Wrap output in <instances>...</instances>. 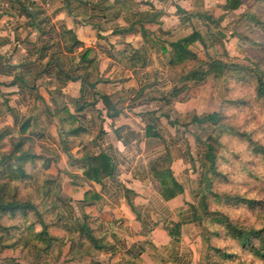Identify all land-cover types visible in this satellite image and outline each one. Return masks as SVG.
<instances>
[{
	"label": "crops",
	"instance_id": "crops-1",
	"mask_svg": "<svg viewBox=\"0 0 264 264\" xmlns=\"http://www.w3.org/2000/svg\"><path fill=\"white\" fill-rule=\"evenodd\" d=\"M222 3L0 0V185L31 188L51 178L55 213L73 229L72 235L52 230L65 243L44 259L194 264L200 231L187 193L191 143L177 131H187L193 114L217 112L214 79L174 81L178 67L170 65L169 44L195 32L200 40L190 50L200 60L219 59L213 50L226 43L215 41L192 14L233 17ZM209 106L214 112H207ZM17 143L22 145L14 153ZM166 153L182 188L171 199L149 169ZM99 155L108 158L112 175L88 180L87 160ZM23 172L31 181L23 180ZM85 217L90 240L74 235ZM0 264L27 263L10 248L0 250Z\"/></svg>",
	"mask_w": 264,
	"mask_h": 264
},
{
	"label": "rangeland",
	"instance_id": "rangeland-1",
	"mask_svg": "<svg viewBox=\"0 0 264 264\" xmlns=\"http://www.w3.org/2000/svg\"><path fill=\"white\" fill-rule=\"evenodd\" d=\"M240 1L234 16L214 28L221 35L219 41L226 45L217 42L213 53L222 62L251 72L258 69L264 76V0ZM247 76L243 70L238 75L229 71L211 81L212 108L220 116L217 124L202 129L191 125L187 131H177L182 139L190 138L188 202L204 222L203 227L199 223V239L193 247L194 264H264L263 257L242 249L213 221L217 214L245 229L264 227V156L255 152L264 147V100L259 97L255 77ZM210 108L207 112H214ZM209 145L216 171L211 170L207 159ZM201 201L206 212L199 209ZM218 249L234 255L225 259L216 252Z\"/></svg>",
	"mask_w": 264,
	"mask_h": 264
},
{
	"label": "trees",
	"instance_id": "trees-1",
	"mask_svg": "<svg viewBox=\"0 0 264 264\" xmlns=\"http://www.w3.org/2000/svg\"><path fill=\"white\" fill-rule=\"evenodd\" d=\"M240 6V0H223L220 8L225 13H231L236 12ZM192 15L206 25L215 37V41L219 40L221 35L213 33L212 28H219L222 18H216L213 14L205 11L193 13ZM199 40V35L194 32L169 44L171 49L169 54L170 65L178 67L174 81L202 83L210 76L214 80H219L226 72L233 71L234 74L238 75L239 71L243 70L246 75L248 74L247 77H251V75L255 77L259 97L264 100V76L262 72L258 69L251 72L250 69L232 66L216 58L200 60L190 50V46ZM182 90V88L175 90L172 96H176ZM219 120L220 116L217 112L202 117L193 114L186 126L193 125L202 129L203 126L209 127L217 124ZM219 127L221 129V126ZM146 132L148 133V129ZM153 135L156 136V134ZM21 145V143H17L13 152H18ZM207 148L210 151L207 153V159L211 164V170L216 171L215 157L212 153L213 148L210 145ZM255 152L264 156V147L256 148ZM18 154L23 158L25 157V151H20ZM87 162L84 172L86 179L101 181L112 175L110 162L106 156L99 155L90 158ZM170 164L171 159L168 153L152 160L149 164V169L159 181L162 195L166 199H171L182 193L181 186L171 175ZM22 177L25 181H31L32 179L30 175H26L24 172ZM54 189V182L51 178L43 179L38 186L31 188L12 182L0 185V250L16 249L27 264H52L51 260H46L43 256L47 255L55 246L65 243V238L55 235L52 230L65 231L70 235L73 231V229H69V231L68 226L63 225L62 219L55 213V207L52 203L56 191ZM199 209L203 212L207 211L204 201L200 202ZM194 211L196 212V208H194ZM214 215V225L221 226L232 241H235L242 249L251 250L256 256L264 258V227L256 230L245 229L234 223L229 217ZM197 219L200 226L203 227V219L200 217ZM34 228H38V230H34ZM168 233L171 234L170 231ZM74 235L90 240L91 227L87 217H85L84 223L78 227ZM209 237L210 234L207 238ZM216 252L220 254L222 250L218 249ZM232 255L234 254H227L226 252L220 254L225 259L232 257Z\"/></svg>",
	"mask_w": 264,
	"mask_h": 264
},
{
	"label": "built area",
	"instance_id": "built-area-1",
	"mask_svg": "<svg viewBox=\"0 0 264 264\" xmlns=\"http://www.w3.org/2000/svg\"><path fill=\"white\" fill-rule=\"evenodd\" d=\"M25 1H31V0H23V2H25Z\"/></svg>",
	"mask_w": 264,
	"mask_h": 264
}]
</instances>
